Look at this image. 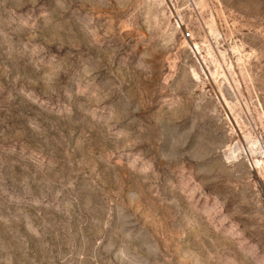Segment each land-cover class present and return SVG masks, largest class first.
Instances as JSON below:
<instances>
[{"label": "rangeland", "instance_id": "obj_1", "mask_svg": "<svg viewBox=\"0 0 264 264\" xmlns=\"http://www.w3.org/2000/svg\"><path fill=\"white\" fill-rule=\"evenodd\" d=\"M0 264H264V0H0Z\"/></svg>", "mask_w": 264, "mask_h": 264}]
</instances>
